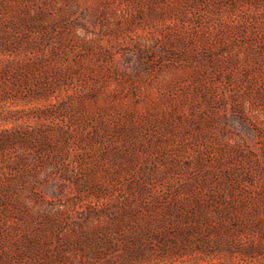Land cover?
I'll return each instance as SVG.
<instances>
[{"label": "rangeland", "instance_id": "1", "mask_svg": "<svg viewBox=\"0 0 264 264\" xmlns=\"http://www.w3.org/2000/svg\"><path fill=\"white\" fill-rule=\"evenodd\" d=\"M0 264H264V0H0Z\"/></svg>", "mask_w": 264, "mask_h": 264}]
</instances>
